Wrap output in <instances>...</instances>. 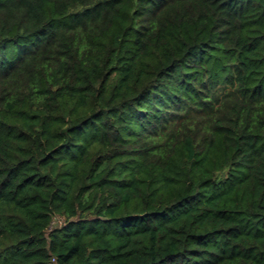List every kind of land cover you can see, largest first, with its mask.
Returning a JSON list of instances; mask_svg holds the SVG:
<instances>
[{
    "label": "trees",
    "instance_id": "obj_1",
    "mask_svg": "<svg viewBox=\"0 0 264 264\" xmlns=\"http://www.w3.org/2000/svg\"><path fill=\"white\" fill-rule=\"evenodd\" d=\"M0 264H264V0H0Z\"/></svg>",
    "mask_w": 264,
    "mask_h": 264
},
{
    "label": "rangeland",
    "instance_id": "obj_2",
    "mask_svg": "<svg viewBox=\"0 0 264 264\" xmlns=\"http://www.w3.org/2000/svg\"><path fill=\"white\" fill-rule=\"evenodd\" d=\"M61 222H62V219L59 217H56L54 220V224H57V225L61 224Z\"/></svg>",
    "mask_w": 264,
    "mask_h": 264
}]
</instances>
